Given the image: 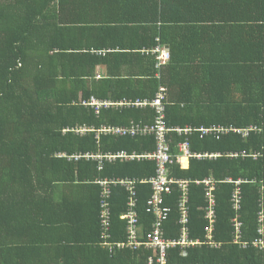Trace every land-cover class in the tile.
<instances>
[{
  "label": "trees",
  "instance_id": "obj_1",
  "mask_svg": "<svg viewBox=\"0 0 264 264\" xmlns=\"http://www.w3.org/2000/svg\"><path fill=\"white\" fill-rule=\"evenodd\" d=\"M56 1L0 0V264H25L27 255L40 256L30 232L52 226L49 213L55 210V197L62 187L89 185L98 190L100 227L101 189L97 179L140 181L156 174V163L149 160L106 163L104 170L98 171L97 163L84 158L88 152L154 151L152 137L104 136L99 144L93 132L64 133L77 126L98 129L106 124L129 125L131 120L151 123L155 113L151 108L126 109L103 111L97 117L81 106L84 101L61 98L50 69L48 19L51 4ZM217 5L218 13H229V19L219 20L211 36L203 31L202 52H183L177 59L171 56L170 62L159 69L156 60L154 82L146 84L147 91L139 99L154 100L163 85L167 89L170 127L220 125L255 129L247 136L229 132L218 139L193 134L192 152L220 156L211 161L192 159L187 170L177 164L172 166L171 176L176 179L196 182L211 177L217 182L215 240L222 243V248H192L187 257H179L172 250L170 264H264V248L254 246L259 238L264 242V230L262 235L258 233V214L264 211V0H218ZM202 8L206 9L205 2ZM181 45L187 50L193 48L189 40ZM173 138L175 143L183 140L176 134ZM59 152L81 158H56ZM84 163L90 169L89 176L82 168ZM48 173L51 178L45 176ZM227 179L242 182L239 219L243 223L245 248L233 243V219L237 213L232 196L236 186L224 184ZM151 196L150 186L137 185L139 217L148 228L154 217L146 211ZM178 199L175 191L165 204L173 210L166 223L167 236L171 238L178 235ZM127 202V192L114 189L113 242L127 241V223L120 218L127 210ZM203 205L202 188L192 184V239L204 237L206 222L199 211ZM103 252L100 264H138L139 259L145 258L140 255L144 253L128 249L115 256ZM146 253L147 256L149 252Z\"/></svg>",
  "mask_w": 264,
  "mask_h": 264
},
{
  "label": "crops",
  "instance_id": "obj_2",
  "mask_svg": "<svg viewBox=\"0 0 264 264\" xmlns=\"http://www.w3.org/2000/svg\"><path fill=\"white\" fill-rule=\"evenodd\" d=\"M217 1L57 0L55 3L52 2L48 19L50 69L52 76L57 80V92L61 98L84 102L95 100L97 102L120 104L126 101L132 103L145 101L139 99L147 91L146 84H153L154 82L153 73H155L156 61L154 52L156 49L160 48V50L168 51L173 59H177L178 54L183 52H192L194 55H199L202 52V39L205 38L202 36L203 31L207 37L211 36L218 26L217 22L219 20L229 19L227 17L229 13H218ZM203 2H205V10L202 8ZM185 40H189V44L193 46L192 51L187 50L185 45H181ZM205 45H207V42H205ZM157 76L159 78H156L160 79V76ZM82 104L81 106L84 107ZM86 109H90L95 116L99 117L103 111L139 108L115 106L103 108L99 111L91 107ZM141 122L149 123L145 120ZM114 126L127 125L106 124L98 129L89 126L74 128L85 129L87 133H95L100 144L104 136L115 137L101 134V130ZM172 141L173 145H177L173 136ZM123 151L125 150L107 153L101 151L98 153L88 152L84 158L97 163L98 171H103L106 163L146 160L123 161L86 157L87 155L117 154ZM152 152L133 151L127 153L142 155ZM56 156V158L64 156L68 159L78 160L79 158L76 156L81 155H74L75 157L70 158L66 153L59 152L56 153ZM191 160V158H184L177 165L181 169L187 170L190 167ZM195 160L211 161L215 159ZM82 168L88 172L86 176L91 174L85 163ZM45 176L51 178L49 173ZM208 179L213 178L209 177L204 180ZM98 180L124 179L100 178ZM55 201L57 206L53 205L55 210H52L53 213H49V218L53 223L52 226L47 230L42 227V231L40 228L37 231L30 232L35 247L39 248L36 254L40 256H35L34 253L31 256L27 255L25 264H33L32 261H38V264H100L99 261L104 258L103 250H108L99 245L101 238L98 225V190L89 185L62 187L57 197H55ZM203 206L199 208V211ZM125 213L126 211L122 215ZM154 220L153 217L149 228L147 223L141 221L142 227L139 231H149ZM178 220L177 214L178 235L172 238H178L180 235ZM166 223L164 232L167 236ZM214 241L218 244L217 247L202 245L197 248L221 249L222 243L215 240V232ZM38 242H41L42 245ZM67 245L71 248L66 249ZM173 250L177 252L179 257H187L190 249L185 253L181 249ZM109 254L115 256L118 253L112 255L109 252ZM140 255L141 257L144 256V254ZM140 255L139 258H141ZM142 260L144 258L139 259L138 264H141Z\"/></svg>",
  "mask_w": 264,
  "mask_h": 264
},
{
  "label": "built area",
  "instance_id": "obj_3",
  "mask_svg": "<svg viewBox=\"0 0 264 264\" xmlns=\"http://www.w3.org/2000/svg\"><path fill=\"white\" fill-rule=\"evenodd\" d=\"M157 60V68H161L171 60V54L168 51L157 48L154 52ZM158 77V76H157ZM159 78V77H158ZM167 89L160 87L154 100L122 102L120 104H110L106 102H97L95 100L83 102V106L91 107L96 111L103 108L122 107V108H151L155 115L152 123L131 121L127 126H114L104 128L101 134L113 135L115 137H130V138H148L152 137L155 141V150L149 154H129L126 151L110 154L104 156L87 155L86 157H97L101 159L110 160H151L156 163V174L153 178L138 181L131 179L124 180H98L96 184L101 189L100 201V242L99 245L107 249L112 255L119 253L122 250H130L132 252L144 253V260L141 264H170L169 253L173 249H181L184 253L188 249L197 248L202 245L217 247L218 244L214 241L216 216V187L217 182L213 179L204 181L190 182L172 178L171 168L184 158L191 159H216L220 155L218 153H194L191 149V136L198 134L200 138L205 136H212L220 138L226 136L229 132L240 133L247 136L250 131L255 130L253 127L237 130L229 126H210L194 128L190 125L182 127H170L167 121ZM74 131L76 133H87L85 129L74 128L65 129L64 132ZM176 134L183 138L177 145H173L172 136ZM244 154V153H243ZM234 156V154L232 155ZM235 156H239L238 154ZM245 156V154H244ZM256 158L257 155H252ZM75 157V156H74ZM81 158V156H76ZM72 158V157H70ZM224 184H235L236 190L232 196L233 210L237 216L233 219L235 227L234 244L247 247V244L242 241V227L243 223L239 219V212L242 210V192L240 189L241 181L232 182L229 179L223 182ZM201 187L203 191L204 206L200 211L203 213V218L206 222L204 228L205 237L201 239H192L190 237V220H191V185ZM137 185L150 186L152 196L147 202L146 211L154 216V223L149 231H139L141 218L138 213V199H137ZM121 187L128 194L127 210L120 218L127 223L126 242H113V215H112V199L114 189ZM179 193V200L177 205L178 224L180 235L178 238H168L164 232V225L169 220L173 210L167 207L166 199L171 197L174 192ZM259 229L258 233L263 234L264 230V211L261 210L258 214ZM255 247L264 248L262 238L254 242ZM146 251L149 254L146 256Z\"/></svg>",
  "mask_w": 264,
  "mask_h": 264
}]
</instances>
